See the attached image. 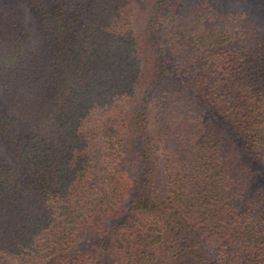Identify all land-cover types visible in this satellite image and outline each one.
I'll return each instance as SVG.
<instances>
[{
	"label": "trees",
	"instance_id": "obj_1",
	"mask_svg": "<svg viewBox=\"0 0 264 264\" xmlns=\"http://www.w3.org/2000/svg\"><path fill=\"white\" fill-rule=\"evenodd\" d=\"M0 0V264H264V0Z\"/></svg>",
	"mask_w": 264,
	"mask_h": 264
},
{
	"label": "rangeland",
	"instance_id": "obj_2",
	"mask_svg": "<svg viewBox=\"0 0 264 264\" xmlns=\"http://www.w3.org/2000/svg\"><path fill=\"white\" fill-rule=\"evenodd\" d=\"M2 2H8L22 9L24 12V32L30 35L29 38L35 39L37 36V20L30 8L20 0H2Z\"/></svg>",
	"mask_w": 264,
	"mask_h": 264
}]
</instances>
